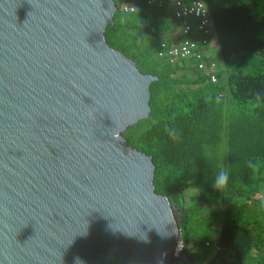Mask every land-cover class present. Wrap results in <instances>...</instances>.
<instances>
[{
    "label": "water",
    "instance_id": "water-1",
    "mask_svg": "<svg viewBox=\"0 0 264 264\" xmlns=\"http://www.w3.org/2000/svg\"><path fill=\"white\" fill-rule=\"evenodd\" d=\"M116 0H0V264H176L180 210L125 132L159 78L106 37Z\"/></svg>",
    "mask_w": 264,
    "mask_h": 264
},
{
    "label": "trees",
    "instance_id": "trees-1",
    "mask_svg": "<svg viewBox=\"0 0 264 264\" xmlns=\"http://www.w3.org/2000/svg\"><path fill=\"white\" fill-rule=\"evenodd\" d=\"M175 1L125 11L116 0L107 41L159 78L150 116L124 135L153 157L156 191L180 210L176 264H264V0H201L217 34L204 69L161 55L188 36Z\"/></svg>",
    "mask_w": 264,
    "mask_h": 264
},
{
    "label": "built area",
    "instance_id": "built-area-1",
    "mask_svg": "<svg viewBox=\"0 0 264 264\" xmlns=\"http://www.w3.org/2000/svg\"><path fill=\"white\" fill-rule=\"evenodd\" d=\"M124 1L125 3L122 5L125 10H136V5L130 3L135 2L136 0ZM162 1L163 0H149L150 4H160ZM174 8L176 16L178 18H183L186 21L183 31L188 36L183 38L178 44L172 43V48H169L165 41L163 49L161 50V55L163 57L167 56L173 62L177 61L180 57L193 58L195 62H199L198 67L204 69L205 62L211 59V54L214 51V48L217 47L216 29L212 18L208 15V8L201 0H192L191 2L176 0L174 2ZM194 29L198 31L197 34ZM198 34H200V36ZM207 35L212 36V38L208 39ZM213 45L215 46L213 47ZM183 247L182 242L178 253L183 250Z\"/></svg>",
    "mask_w": 264,
    "mask_h": 264
},
{
    "label": "rangeland",
    "instance_id": "rangeland-1",
    "mask_svg": "<svg viewBox=\"0 0 264 264\" xmlns=\"http://www.w3.org/2000/svg\"><path fill=\"white\" fill-rule=\"evenodd\" d=\"M215 252V251H214ZM214 254H210L209 257H212ZM178 256H180V253L178 254Z\"/></svg>",
    "mask_w": 264,
    "mask_h": 264
},
{
    "label": "crops",
    "instance_id": "crops-1",
    "mask_svg": "<svg viewBox=\"0 0 264 264\" xmlns=\"http://www.w3.org/2000/svg\"><path fill=\"white\" fill-rule=\"evenodd\" d=\"M121 1H124V0H121ZM125 10V9H124ZM126 11V10H125Z\"/></svg>",
    "mask_w": 264,
    "mask_h": 264
},
{
    "label": "clouds",
    "instance_id": "clouds-1",
    "mask_svg": "<svg viewBox=\"0 0 264 264\" xmlns=\"http://www.w3.org/2000/svg\"><path fill=\"white\" fill-rule=\"evenodd\" d=\"M179 254V253H178Z\"/></svg>",
    "mask_w": 264,
    "mask_h": 264
}]
</instances>
